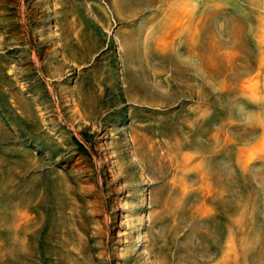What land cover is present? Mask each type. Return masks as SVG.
I'll list each match as a JSON object with an SVG mask.
<instances>
[{"label": "rangeland", "instance_id": "rangeland-1", "mask_svg": "<svg viewBox=\"0 0 264 264\" xmlns=\"http://www.w3.org/2000/svg\"><path fill=\"white\" fill-rule=\"evenodd\" d=\"M0 264H264V0H0Z\"/></svg>", "mask_w": 264, "mask_h": 264}]
</instances>
